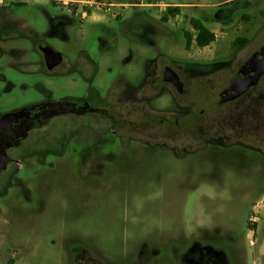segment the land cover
I'll return each instance as SVG.
<instances>
[{"label":"rangeland","instance_id":"1","mask_svg":"<svg viewBox=\"0 0 264 264\" xmlns=\"http://www.w3.org/2000/svg\"><path fill=\"white\" fill-rule=\"evenodd\" d=\"M112 1L120 6L82 18L51 0H0V111L47 92L102 107L165 66L182 71L194 111L147 115L156 146L95 120L60 141L63 117L31 131L0 172V264H188L192 246L214 247L228 264H264V78L218 103L264 45V0ZM193 19L215 32L213 43L196 44ZM236 37L249 42L235 50ZM46 48L61 54L53 69ZM192 61L221 64L197 74L184 68ZM157 93L147 107L170 109L169 93ZM251 132L261 152L247 148Z\"/></svg>","mask_w":264,"mask_h":264},{"label":"flooded vegetation","instance_id":"2","mask_svg":"<svg viewBox=\"0 0 264 264\" xmlns=\"http://www.w3.org/2000/svg\"><path fill=\"white\" fill-rule=\"evenodd\" d=\"M179 7H184V5L170 4L167 12L170 10H177ZM260 47L255 49L251 55ZM231 48H233L232 43ZM44 60L48 69H53L55 67H48L45 53ZM220 64L221 63H204L192 61L189 63H184V68L191 70L193 73L195 72L200 74L207 71L210 72L209 70L211 68L217 67ZM167 67L170 66H165L159 74H157L155 70H149L146 80L148 85L147 87H133V91L129 94H119L116 93L117 91H112L111 96L105 98V104L102 107H94L91 104L89 97L82 99H56L50 92H47L40 101L10 110L0 111V159L8 158L9 161L6 165L7 167L12 162V157L8 153L11 148L20 146L22 142L29 137L30 132L34 129L49 126L53 120H56L60 117H63L64 119L58 122L57 132L59 133V137L57 141H60L66 137L70 138L74 133L77 132L78 124H89L95 120L97 122L101 121L105 123V127L120 126L126 132H128L132 138L138 140L144 145L156 146L157 144L152 145V142L157 140V126L145 120L147 115L158 114L162 116L165 114H170L175 117H187L194 111L192 106L193 102L190 103L189 97H187L190 93V90L187 86L186 80L184 79L182 71L171 67L177 73L179 79L183 83V86H181L183 92L179 90L174 82L166 81L164 79V71ZM212 71L213 70H211V72ZM251 75H253V73ZM263 78L264 74L256 85L252 86L247 92L235 100L225 103H220L218 100V103L220 106H224L248 96L251 94V91L254 88L259 86ZM164 90L169 93L171 100L173 101L171 108L153 111L150 107H147L146 102L151 101L153 98H157L159 96L157 95V92L162 91L163 93ZM202 95L203 88L198 86L194 89V99L200 100ZM178 98L183 102L179 103ZM185 101L186 103H184ZM84 116L88 117L83 118ZM77 117L80 118L78 119ZM196 119L198 123L203 120V117L200 114ZM176 121L178 122V119H176ZM167 128L174 129L173 127ZM184 128H188V126L179 127V129ZM138 132L144 133V139L134 137L133 134ZM140 136H142V134H140ZM253 137L254 134H252V132L251 135L249 134L247 136V148L261 152V146H254L249 142ZM187 254L188 264H228L225 254L211 246H192L188 249ZM222 255H224V258H222Z\"/></svg>","mask_w":264,"mask_h":264},{"label":"water","instance_id":"3","mask_svg":"<svg viewBox=\"0 0 264 264\" xmlns=\"http://www.w3.org/2000/svg\"><path fill=\"white\" fill-rule=\"evenodd\" d=\"M45 58L49 68H53L61 62V54L55 52L52 48L44 50ZM253 73V75H251ZM264 74V45L255 51L238 69L226 87L220 92V103L235 100L247 92L252 86L256 85ZM164 79L174 82L179 90L183 92L181 86L183 83L177 73L167 67L164 71ZM8 158L0 159V172L5 169Z\"/></svg>","mask_w":264,"mask_h":264},{"label":"built area","instance_id":"4","mask_svg":"<svg viewBox=\"0 0 264 264\" xmlns=\"http://www.w3.org/2000/svg\"><path fill=\"white\" fill-rule=\"evenodd\" d=\"M56 4H62L72 10V12L81 16L88 17L97 12H110L113 8L120 6L112 0H51ZM158 6L169 7L170 4H159Z\"/></svg>","mask_w":264,"mask_h":264},{"label":"trees","instance_id":"5","mask_svg":"<svg viewBox=\"0 0 264 264\" xmlns=\"http://www.w3.org/2000/svg\"><path fill=\"white\" fill-rule=\"evenodd\" d=\"M192 25L196 30L195 42L199 47H206L216 40V34L212 30L208 29L201 21L193 19ZM192 37L189 33H186L187 47H190ZM249 39L247 37H237L232 42V47L235 50H240L247 45ZM224 258V255H222Z\"/></svg>","mask_w":264,"mask_h":264},{"label":"crops","instance_id":"6","mask_svg":"<svg viewBox=\"0 0 264 264\" xmlns=\"http://www.w3.org/2000/svg\"><path fill=\"white\" fill-rule=\"evenodd\" d=\"M181 5V4H180ZM182 5H184V6H189V5H187V4H182Z\"/></svg>","mask_w":264,"mask_h":264}]
</instances>
